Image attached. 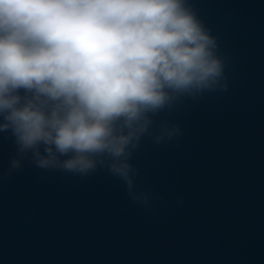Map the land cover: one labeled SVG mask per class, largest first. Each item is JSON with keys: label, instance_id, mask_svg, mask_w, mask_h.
I'll return each mask as SVG.
<instances>
[{"label": "water", "instance_id": "obj_1", "mask_svg": "<svg viewBox=\"0 0 264 264\" xmlns=\"http://www.w3.org/2000/svg\"><path fill=\"white\" fill-rule=\"evenodd\" d=\"M183 3L226 89L148 113L131 185L37 167L0 131V264H264V0Z\"/></svg>", "mask_w": 264, "mask_h": 264}, {"label": "clouds", "instance_id": "obj_2", "mask_svg": "<svg viewBox=\"0 0 264 264\" xmlns=\"http://www.w3.org/2000/svg\"><path fill=\"white\" fill-rule=\"evenodd\" d=\"M215 47L183 0H0V131L37 167L131 185L148 113L226 89Z\"/></svg>", "mask_w": 264, "mask_h": 264}]
</instances>
